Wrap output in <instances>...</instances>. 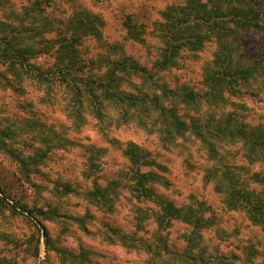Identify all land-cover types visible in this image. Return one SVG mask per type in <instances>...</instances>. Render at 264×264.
<instances>
[{"label":"rangeland","instance_id":"374dc122","mask_svg":"<svg viewBox=\"0 0 264 264\" xmlns=\"http://www.w3.org/2000/svg\"><path fill=\"white\" fill-rule=\"evenodd\" d=\"M34 1L3 0L0 17L6 19L9 14L8 19L14 21L12 14L24 11ZM183 2L41 1L46 12L55 19L73 16L79 6L101 16L102 39L84 36L78 46L87 62L101 54L113 53L111 45H116L117 53L123 52L149 68L160 58L163 47L155 30L156 24L163 20L162 11ZM252 3L259 8L264 6V0ZM127 16H132L144 29V41L128 36L124 25ZM55 35L56 31L50 32L46 38ZM261 38L262 31L254 26L240 29L231 36L240 61L263 55ZM216 48L217 43L211 40L201 50H183L177 63L156 77L171 88L183 87L185 83L202 89L203 73L214 59ZM33 61L49 65L54 60L52 55L43 54ZM4 69L0 62V72ZM130 76L138 85L142 83L137 75ZM35 81L24 80L23 91H14L15 86L5 87L0 82V141L5 139L9 147L30 162L23 166L9 152L0 149V187L7 195L3 202L0 201V264H171L166 249L161 252L164 255L158 257L154 253L148 256L141 246L128 248L110 236L109 226L134 232L144 240L153 233L149 240L155 246L160 245L159 250L165 240L174 249L182 250L186 244L183 235L192 229L189 223L173 219L166 226L159 225L160 206L151 199L135 196L128 188H120L114 212L90 201L85 194L95 182L106 185L113 178L131 179V164L124 153L131 141L149 151L150 157L157 161L151 168L169 181V186H158L159 192L180 205L196 200L206 202L207 214L216 218L213 226L203 229L210 249L218 246L226 254L232 252L244 257V246L254 245L257 255L252 257L250 264H264V229L254 224L245 211L227 208L214 178L208 177L211 168L219 166L218 162L211 158L209 150L197 137L189 134L166 148L156 130L145 128L134 117L126 120L127 116H122L116 103L106 104L103 119L85 110L84 122L76 125L67 110L69 95L57 90L59 103L43 101L46 87L37 86ZM127 88L136 91L133 87ZM251 89L255 92L246 94L245 90L240 95L228 94L227 103L214 109L216 114L235 110L242 121L262 120L259 112L264 110V86L256 83ZM246 103L251 107L247 113ZM4 130L15 131V134L12 138L3 136ZM219 150L224 157L223 163L264 169V163L249 164L241 141L226 143ZM45 153V158L41 159ZM238 172L244 177L247 175L242 170ZM66 184L74 190L67 192ZM0 196L3 197L2 192ZM158 235L165 239L161 240Z\"/></svg>","mask_w":264,"mask_h":264},{"label":"trees","instance_id":"16d2710c","mask_svg":"<svg viewBox=\"0 0 264 264\" xmlns=\"http://www.w3.org/2000/svg\"><path fill=\"white\" fill-rule=\"evenodd\" d=\"M41 1L35 0L24 11L12 14L14 21L8 19L9 14L6 19L0 17V62L5 66L0 72V82L5 87L15 86L14 91H23V81L34 79L37 86L46 87L42 100L48 103H59L57 90L68 94L67 110L76 125L84 122L85 110L103 119L106 104L116 103L122 116H127L126 120L134 117L145 128L156 130L166 148L177 144L178 138L194 135L218 162L219 166L211 168L208 177L214 178L227 208L245 211L254 224L264 229V169L223 163L224 157L219 150L226 143L241 141L249 164H263L264 110L259 112L262 120L258 122L242 121L235 110L220 111V115L214 110L227 103L228 94L240 95L245 90L246 94L255 92L251 88L256 83L264 86V53L257 59L250 57V61L243 58L240 61L231 40L240 29L254 26L262 31L264 47V6H255L253 0H184L181 4L170 5L162 11L163 20L156 24L163 47L160 58L149 68L123 52L117 53L116 45H111L113 53L101 54L87 62L78 46L84 36L102 39L101 16L79 6L73 16L55 19L46 12ZM2 2L0 0V5ZM124 25L130 38L144 41V29L132 16H127ZM55 31L54 37L46 38L47 33ZM211 40H215L217 48L214 59L203 73L202 89L185 83L183 87L171 88L156 77L175 65L183 50H201ZM43 54L52 55L53 63L43 65L33 61ZM132 74L141 79L140 85L130 78ZM250 108L246 103V113ZM2 134L12 138L15 131L4 130ZM0 149L9 152L23 166L30 163L9 147L5 139L0 141ZM124 153L131 164V179L113 178L106 185L95 182L94 187L85 192L86 197L114 212L120 188H128L135 196L151 199L160 206L159 225L166 226L178 219L189 223L192 229L183 235L186 244L182 250L174 249L166 240L159 250L160 245L155 246L150 241L153 233L150 240H144L134 232H123L120 227L110 225V236L128 248L143 247L148 256L154 253L162 257L161 252L166 249L171 264H250L252 257H256L254 245L244 246V257L232 252L226 254L218 246L210 249L203 229L213 226L216 218L207 214L206 202L177 204L158 191L159 185L169 186L170 183L151 168L157 161L150 157L149 151L131 141ZM45 156L46 153L41 159ZM238 169L246 172V177ZM65 188L67 192L74 190L70 184ZM0 192L3 202L7 195L2 187Z\"/></svg>","mask_w":264,"mask_h":264}]
</instances>
